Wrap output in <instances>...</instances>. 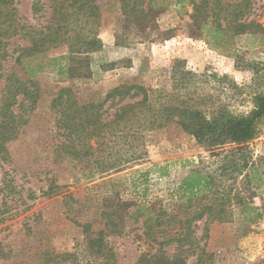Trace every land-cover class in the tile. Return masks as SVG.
<instances>
[{
    "label": "rangeland",
    "instance_id": "rangeland-1",
    "mask_svg": "<svg viewBox=\"0 0 264 264\" xmlns=\"http://www.w3.org/2000/svg\"><path fill=\"white\" fill-rule=\"evenodd\" d=\"M97 2L100 17L73 15L66 41L43 55L16 64L19 47H27L29 38L7 40L3 72L35 82L39 100L35 109L26 101L21 105V97L12 106L27 122L0 155V264H141L158 250L147 240L144 222L177 210L175 190L193 170L216 168L205 147L171 125L147 135L146 154L138 162L90 176L91 163L58 149L64 139L53 101L63 89L80 104L100 103L123 84L169 91L173 71L184 70L198 76L197 104L235 113L248 111L252 96L264 92V0H220L218 8L217 0H206L199 14L192 0H154L147 20L138 11L149 9L148 0ZM0 11L4 20L21 24V33L47 26L52 15L50 0H14ZM239 24L249 28L239 34ZM219 25L225 30L216 32ZM4 84L2 78L0 90ZM248 153L255 166L250 188L261 217L250 223L236 209L231 223H212L206 237L205 224L196 221L195 243L213 256V264H264V118ZM101 238L105 250L99 253ZM175 247L163 249L172 256Z\"/></svg>",
    "mask_w": 264,
    "mask_h": 264
},
{
    "label": "trees",
    "instance_id": "trees-1",
    "mask_svg": "<svg viewBox=\"0 0 264 264\" xmlns=\"http://www.w3.org/2000/svg\"><path fill=\"white\" fill-rule=\"evenodd\" d=\"M13 1L0 0V6L11 7ZM148 1L149 9L138 11L142 20L150 18L155 10L154 0ZM183 1L177 0L179 4ZM217 1L219 3L220 0ZM204 2L206 0L196 4L192 0L194 14L200 13L198 9H203ZM50 3L52 15L48 25L40 30L30 28L31 31L26 33H21L24 29L11 18L12 13L9 15L11 21L7 19V23L0 11V22L4 20L0 25V80L5 79L0 90V117L3 118L0 122V155L3 156L7 153L6 145L17 138L26 121L23 115L14 112L12 106L21 97V105L26 101L29 109H35L39 100L35 82L21 79L15 72L9 75L3 72L2 62L9 57L7 40L20 34L29 38L27 47H19L15 61L19 64L65 42L69 18L73 15L101 16L97 0H50ZM133 5L131 12L135 15L137 8L136 4ZM38 6V3L33 5L34 12L39 11ZM218 6L220 3L216 8ZM199 28L202 29L201 26ZM248 28L246 24L236 26L239 34ZM224 30L219 25L216 32ZM91 43L96 44L97 41L92 39ZM55 60L58 59L51 61ZM173 73V87L169 91L135 83L123 84L112 89L100 103L80 104L71 90L63 89L53 101V109L58 116L57 128L64 139L58 149L74 161L91 163L93 171L90 176L104 175L141 160L146 154L144 140L149 133L171 125L180 127L210 152V157L215 158L216 168L193 170L175 190L177 210L155 213L152 223L149 219L144 222L145 236L158 246V250L139 261L141 264H190L189 259L197 257L193 264H213V256L195 243L193 235L199 227L193 225L196 221L205 224L206 237L212 223H231L236 209L250 223L261 217L260 209L253 202L255 193L250 188L255 166L249 157L248 144L259 135V125L264 118V92L252 96V106L246 112L235 113L228 107L211 108L197 104L194 79L198 76L195 73L184 70ZM228 146L234 147L224 149ZM121 159L123 161H119ZM177 223L180 227L173 233ZM103 242L102 238L96 242L99 253L105 250ZM174 244L175 252L170 256L163 248Z\"/></svg>",
    "mask_w": 264,
    "mask_h": 264
}]
</instances>
